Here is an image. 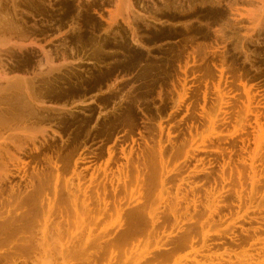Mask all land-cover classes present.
Instances as JSON below:
<instances>
[{
	"label": "rangeland",
	"instance_id": "1",
	"mask_svg": "<svg viewBox=\"0 0 264 264\" xmlns=\"http://www.w3.org/2000/svg\"><path fill=\"white\" fill-rule=\"evenodd\" d=\"M262 1L264 2V0H131L132 7H130L128 0H119V2L118 0H16V2L15 0L12 2L11 0H0V29L3 30L0 31V36H4L3 32L5 36L8 35L6 38L9 40L6 39L7 42L3 44L0 37V42L4 46L0 44V68L5 73L11 74L10 76L22 77L23 79V81L19 79V82L20 80L23 82H20L22 83L20 85L17 84L19 82H14V85L15 83L17 84L15 85L16 88L11 82L12 90L6 87L10 92L0 95V105L4 107L0 113V119L6 118L7 122L11 119L13 122L16 121L15 123L12 121V123H9L12 124L11 130L17 127L18 131L5 130L1 128L0 124V130L2 131L0 134L7 137L10 133L15 134L17 132V136L20 135L19 137H22L21 142H24L25 132L27 136L28 133H35L36 129L38 130H36L37 133L45 129V138H42L39 133V141H36V144L41 147V151L37 153V158L33 159L22 155L25 159L31 161L28 171L30 169L32 171L31 167L37 168V171L43 168L46 169V167L49 169V162L46 159L51 157V160H53L52 166L55 161L58 165H61L60 188H64L66 181H71L76 186L78 179L76 174L73 173V168L75 161H77L75 169L84 173L82 179L84 182L81 183V190L86 189V187L89 188L87 189L88 191L91 190L90 192L86 191L88 199H82L84 204H88V207L81 202L80 199L84 198L81 193L77 196L78 199L75 198L76 203H73L72 200L68 199V195L64 190L58 196H55L51 189L48 191L50 197H42L44 201L41 204L40 201L35 204H32V202L22 203L19 206H15L16 208L14 209L11 205L8 206L6 204L7 199L5 197L7 193L4 194V197L0 198V214L7 216L4 214H9L8 210H10L13 213L12 215L15 214L17 217L20 216V218L26 216V218L23 226L17 227L12 231L7 232L4 230L0 232V238L4 241V243L0 244V250H8L17 244L20 245L21 241L28 239L30 244L35 246L38 252L40 251L41 255L44 252L42 255L44 258H41L38 264H45V262L48 264V259H45L47 255H53L51 258L52 264H79L81 262L87 264H146L151 259L150 256L153 257L158 255L159 252L167 250V248L163 249L161 247L163 243H170V240H175L185 234L189 228H192L194 241L190 246L176 253L174 252V255L172 254L167 260L155 259L150 261L153 264H177V262L178 264H247L246 261L248 262L249 259L255 263L258 258L257 262H262L264 257H260L262 255L257 253L263 243L257 244L253 248H250L248 244H243L242 246L227 245L225 243L223 245L211 244L215 240L225 241L227 237H234L237 234L242 236V231H245V229L250 231L249 227L260 226L262 225L260 221L264 220L263 210L260 212L247 209L250 206L248 202L249 196L252 195L251 182L249 181L250 179H247V176L250 173V159L257 148L253 137H256L254 135L259 132L261 134H259L260 136L257 134L258 138H264V21L257 27H254L256 22H252L256 21L257 16L263 13L261 10L264 8V3L262 4ZM12 6L16 10H13ZM115 12L122 14L119 15V13ZM252 12H256L254 20L252 19L254 17ZM240 14H243V17ZM113 18L116 20L112 24ZM72 24H74L73 27L71 26ZM104 30H106L107 34ZM24 35L29 39L32 37L34 42H37L36 44L42 46L39 48L38 45H31L32 48L25 46L23 49L17 48V46L12 47L14 45L11 42L16 40L17 43L22 40L21 43L33 41L27 38V42V40H24V38L26 39ZM134 40L138 43H135ZM40 49L42 50L41 53ZM44 50H49V52H44ZM62 52L64 53L62 54ZM45 53L48 55L51 53L48 57L46 56L49 60L45 57ZM61 57H64L65 60L63 59L62 61ZM80 59L84 62H81ZM44 60L46 61L44 62ZM40 61L47 65L43 64L41 66V63L40 69V66H37ZM57 61L59 62L57 63ZM67 63L70 64L68 65ZM50 64L51 68H54L57 64V67L61 64L66 65H62V68L59 69L55 67V71H52L53 68L50 69ZM46 69L47 72L50 69L49 73L52 72L50 73L51 75L47 72L43 74L42 71L44 70L45 72ZM222 69L223 73H221ZM2 70L0 69L3 74ZM5 82L4 80L0 81V84H2L0 89L7 90L3 86H10L9 83L7 85V82ZM243 84L246 87H243ZM26 90L27 92H25ZM247 94H250L251 110H253L252 114L247 116L248 118L246 117L247 108H245L248 106ZM29 95L31 96L29 97ZM30 98L38 101L44 99L45 103L56 104L54 107L53 105L40 107L29 100ZM79 101L88 102V104L82 105L79 104ZM254 110L258 111V113ZM3 113L8 117L3 115ZM254 113L261 114L258 123L263 129L255 123ZM13 117H15L14 120ZM15 124H20V126L18 125V127ZM24 127L25 129H23ZM253 127L254 129H252ZM32 130L34 131L32 132ZM246 137L249 142L245 140ZM243 140H245L244 144L241 142ZM159 141H161L165 149L162 155L163 161L159 158V151H157ZM263 142L264 139L260 143L262 145L258 146L261 150L257 149L260 154L255 157V165L259 177L264 176V167H261V165L264 166V162H262L264 160L262 156V154L264 155ZM28 146L32 147L30 143ZM14 148L10 146L12 152L18 154L16 148ZM130 149L134 150L131 155L133 160L137 161L138 158H142L141 160L143 161L141 163L140 160V164L136 162L137 165L133 160H130L132 162L130 165H134L129 167V170L130 168L132 169L127 173L126 170L128 169H125L127 161L122 158V150L126 154ZM152 149L155 152L152 156H149L150 159L145 156V152L142 153L143 151L148 153ZM156 151L158 152L157 154ZM27 152H30V149H27ZM177 152L180 153L178 154ZM151 153L152 151L148 154L151 155ZM188 153L194 157L186 160ZM143 155L145 158L142 157ZM151 157H153V162ZM5 158L7 160V157ZM143 158L146 161L151 160V165H148L149 161L148 163L145 162L148 167H151L154 163L155 169L154 167L150 169H154L153 171L149 172L148 167V169H145L146 171L148 170L147 172L144 170L145 173L139 169L144 166L145 160ZM257 159L261 161H257ZM103 164L106 169L103 168ZM160 164H162V168ZM136 165L144 176L152 172V175L155 176L157 174L156 177L160 178V172H169L170 175L164 183L165 187L160 186L158 177V179L153 177L154 181L156 179V182H154L150 174L146 175V178L151 177H149L150 181L148 179L149 183L146 178L143 181L140 180L142 182L137 180L138 173H136L137 170L134 167ZM221 166L225 167V176L230 181L224 184L225 195L231 194L234 203L238 204L236 195L234 196V189H240V187H237L239 186L238 169H240L244 175L245 190L243 191L245 192H242V196L248 197L243 198L241 208L238 209L236 204L229 209L222 208V210H219L220 213H217L221 217H217L215 214L211 218L207 215L209 211L203 210V205L209 203L206 197L207 191L214 190L212 192L217 193L223 186L221 185L223 184L221 181ZM119 167H124L123 173H127L128 178L123 174L118 182L116 178L120 175L118 172ZM98 169L102 170H100L102 174L103 169L106 171L108 169L110 178L111 175L116 174L114 175L116 179H114V185L116 184V187L120 186H118V192L115 195L111 192V187H108L107 195H104L102 188L99 189L98 187L99 197L93 192V187L91 186L92 188H90V183H88L90 182V175L91 173L96 175ZM203 169H205L206 173L203 171V174H197L198 171ZM90 171L92 172L89 173ZM141 173L139 175L143 178ZM101 175L98 177H101ZM129 175L134 182L136 180L139 181L140 188L143 185L146 186V184L149 187L151 184L153 186L157 184V188H151L154 189L152 191L147 186H143L144 188L142 189L148 188L150 192L147 191L148 189L140 190L138 182H136L138 184L137 187V184L132 183L133 181L129 178ZM123 177L131 181V184L126 182L127 179L125 181ZM262 177H260V182L263 184L260 183L257 186V191L254 192L256 193L254 195L257 201H254L253 206H257L264 200V178ZM18 179L16 178L15 182L19 181ZM144 180L145 183H143ZM86 182L87 184H85ZM121 183L123 185L129 184L130 188L129 186H124L127 189L129 188L130 192ZM22 184H25V182H22ZM132 184H134L133 187L136 186L139 189L131 187ZM152 185L151 187H153ZM189 187L196 190L192 192L193 190ZM214 187H217V189ZM230 187L231 189H229ZM23 188L24 190L26 189L22 186L21 191H24ZM122 189L126 191L123 192ZM193 193L197 195V200L202 204L201 206L200 202L198 203L197 211L193 210L194 207L191 203V200L194 199ZM176 194L182 200L179 202L180 206H178L180 207L178 210L181 216L180 223L173 226L174 220L170 210H168L171 208L168 207L172 206V203L175 205ZM88 195H94L90 197L94 201ZM52 196L57 198L53 199ZM138 196H142L141 199L143 200H138ZM48 198L51 199V202L53 199L55 203L52 204ZM131 199L133 200L131 201ZM218 199L217 197L216 203L219 201ZM87 200L89 201L87 202ZM246 200L248 206L244 205ZM45 201L47 202L45 203ZM95 201L97 204L98 202L100 203L98 204L99 207H95L97 206ZM89 202L92 203L91 211ZM220 203L230 204L231 202L228 198ZM79 204L83 205L84 207H82L86 210ZM261 204H264V201ZM76 205L82 208H79V212H76V208L78 209ZM136 205L139 207L138 211L141 207L139 211L142 215L141 220L134 214ZM212 205L211 208H215ZM92 206L103 211L101 212L103 216L101 219V215L98 218L94 214L99 215L97 213L99 210L92 213L95 210ZM186 207H189L188 212H186ZM143 208L145 210L148 209L145 211L147 213L143 212ZM49 209L50 214L47 215L45 211ZM43 210L44 212H42ZM82 211H87L85 212L87 214L91 213L88 215L84 213L83 215ZM151 212L155 215L153 217H161V222L153 231L150 230L152 228L149 225L151 221V218H149L150 214H153ZM65 213L66 215H64ZM79 213H82V216ZM90 214H92V218ZM43 216H48L50 219L52 217L50 225L53 226L55 224L56 226L54 225L51 228L49 225L45 229L43 224L40 223L43 226L40 227L41 225L38 222L41 221V218L44 220ZM190 217L195 218V222L189 224L188 219ZM252 217L258 218L259 222H248ZM94 218L95 221L93 222ZM197 219L198 221L196 222ZM67 220L68 224L65 223ZM77 220L81 223L85 220L82 224L83 227L81 223L80 225L78 224ZM86 220L89 221V224L86 223ZM199 222L201 225H198L200 224ZM92 223L94 225H91ZM37 227L38 229H36ZM58 227L60 231L56 230ZM40 229L44 231V234H42L43 231ZM70 229L74 230L70 231ZM76 229L78 233H81H74ZM88 231L93 232L89 234L92 236H90L92 239L90 242L87 239L89 235L86 236L90 233ZM148 231H150L149 235ZM50 232H53L52 236ZM45 233L49 235L47 236ZM69 233H71L69 237L71 236L72 239L78 236L77 239H73V244L65 236ZM205 233H208L206 239ZM263 234H259L260 238H264ZM42 235H44L46 240H42V238L44 239ZM109 236L113 239L121 237L120 243L102 250L100 243H103ZM168 236L170 237L169 240H167ZM97 239L100 240L99 244ZM101 239L104 240L102 241ZM66 240L69 242L68 246L65 245L67 243ZM43 241H46L45 243L48 246ZM78 244L84 245L86 248L84 249L83 246ZM38 246H42L44 249ZM78 246L82 247V253L77 249L78 251H75V253H78L75 254L74 250L79 248ZM72 247L75 248L73 251ZM63 248L67 249L65 252L71 253L72 251L73 254L69 255L70 253H66V255L64 253L66 257L65 255L62 258L60 255L58 257V253L64 252ZM45 252L46 254L49 252V254L45 255ZM112 253H114L115 257L111 256ZM40 254L39 256H41ZM69 256H71V259L68 258ZM241 257H243V260ZM140 259L141 262L139 261ZM115 260L117 261L115 262Z\"/></svg>",
	"mask_w": 264,
	"mask_h": 264
},
{
	"label": "bare ground",
	"instance_id": "2",
	"mask_svg": "<svg viewBox=\"0 0 264 264\" xmlns=\"http://www.w3.org/2000/svg\"><path fill=\"white\" fill-rule=\"evenodd\" d=\"M13 0H11V2H12ZM11 2H10V4H11ZM15 2H16V0H15ZM118 2H119V0H118ZM128 5L130 6V7H132V3H131V0H128ZM264 2L262 1V4H263ZM225 4V3H224ZM237 4V3H236ZM251 4V3H250ZM9 5V4H8ZM117 6V5H116ZM235 6V5H234ZM264 6V5H263ZM232 8H233V6H232ZM262 8V7H261ZM12 9L14 10L15 8L12 6ZM18 9V8H17ZM134 9V8H133ZM231 9V8H230ZM234 9H235V7H234ZM16 10V9H15ZM23 10V9H22ZM24 11V10H23ZM121 11V10H120ZM126 11V10H125ZM250 11V10H249ZM263 13H261L260 15H258L257 16V14H256V16H257V20L255 21L254 20V18H255V13L256 12H252V15H254V17L252 18L254 21H252V19L250 18V16H249V18H250V20L252 21V22H256V24H254V27H257L258 25H260V24H262L263 23V21H264V8L261 10ZM230 12H232L231 10H230ZM15 13V12H14ZM114 13V12H113ZM115 13H119V15L120 14H122L123 13V11H122V13H120V12H115ZM241 13V12H240ZM8 14V13H7ZM112 14V13H111ZM236 14H238V13H236ZM248 14H249V12H248ZM3 15V14H2ZM241 16L243 15V14H240ZM239 15V16H240ZM14 16H15V14H14ZM117 16V15H116ZM123 16V15H122ZM128 16V15H127ZM233 16V15H232ZM236 16V15H235ZM238 16V17H239ZM8 17V16H7ZM10 17V16H9ZM16 17V16H15ZM19 17V16H18ZM130 17V16H129ZM243 17V16H242ZM73 18V17H72ZM114 18H115V16H114ZM114 18H113V21L111 22L112 24L113 23H115V20H114ZM128 18V17H127ZM235 18V17H234ZM233 18V19H234ZM248 18V19H249ZM129 19V18H128ZM155 19V18H154ZM127 20V19H126ZM237 20V19H236ZM222 21V20H221ZM127 22V21H126ZM224 22V21H223ZM72 23V22H71ZM243 23V22H242ZM10 24V23H9ZM68 24H70V23H68ZM129 26H130V24L129 23H127ZM229 24V23H228ZM73 25L74 24H72L71 26L73 27ZM76 26V25H75ZM111 27H112V25H110ZM109 26V27H110ZM17 27V26H16ZM71 27V28H72ZM134 27V26H133ZM132 27V28H133ZM102 28V27H101ZM73 29V28H72ZM104 29V28H103ZM102 29V30H103ZM106 29V28H105ZM0 31H3V30H1L0 29ZM16 31V30H15ZM18 32V31H17ZM102 32V31H101ZM104 32H106V30H104ZM61 33V32H60ZM103 33V32H102ZM2 34L4 35V36H0L2 39H1V41L3 42V44H5L4 42H7V36L8 35H6L5 36V33H3L2 32ZM106 34H107V32H106ZM222 34V33H221ZM16 35V34H15ZM9 36H10V34H9ZM25 36V35H24ZM5 37V38H4ZM26 37V36H25ZM3 38H4V40H6V41H4L3 40ZM10 38V37H9ZM19 38V37H18ZM23 38V37H22ZM22 38H20V39H22ZM27 38L28 37H26V39L24 38V40H27ZM36 38V37H35ZM20 39H18V41H20ZM37 39V38H36ZM38 39H40V38H38ZM48 39V38H47ZM13 40H16V39H13ZM28 40H33L32 39V37H31V39H29L28 38ZM28 40H27V42H28ZM9 41V40H8ZM17 41V40H16ZM11 42L12 43V45H14V46H12V47H15V46H17V48H20V49H23V48H25V46H30L31 47V45H38V44H36L37 42L35 41L34 42V40L33 41H30V42H28V43H25V41H24V43H21V42H19V43H17V42ZM44 41H47V40H44ZM2 42H0V44H1V46H3L2 45ZM134 42L135 43H138L136 40H134ZM46 43V42H45ZM7 44V43H6ZM9 45V44H8ZM0 46V47H1ZM7 46V45H6ZM5 46V47H6ZM39 46V48H40V46H42V45H38ZM96 46V45H95ZM4 47V46H3ZM2 47V48H3ZM37 47V46H36ZM32 48V47H31ZM19 50V49H18ZM71 50V49H70ZM20 51V50H19ZM47 51V50H46ZM45 50H44V52H46ZM72 51V50H71ZM113 51V50H112ZM42 52V50L40 49V53ZM43 52V53H44ZM47 52H49V50L47 51ZM57 52V51H56ZM83 52V51H82ZM121 52V51H120ZM61 53V52H60ZM64 52H62V54H63ZM71 53V52H70ZM46 54V53H45ZM51 54V53H50ZM49 54V55H50ZM72 54V53H71ZM82 54V53H81ZM42 55H44V54H42ZM48 54H46L45 55V57L47 56H49ZM77 55V54H76ZM46 57V58H47ZM50 57H53V56H50ZM81 57V56H80ZM62 58V61H63V59H64V57H61ZM66 58V57H65ZM79 58V57H78ZM77 58V59H78ZM223 58V57H222ZM39 59V58H38ZM48 60H49V58H47ZM70 59V58H69ZM68 59V60H69ZM39 60H42V59H39ZM38 60V61H39ZM51 60V59H50ZM65 60V59H64ZM75 60V59H74ZM79 60V59H78ZM77 60V61H78ZM81 60V62L83 61L82 59H80ZM203 60V59H202ZM222 60V59H221ZM46 60H44V62H45ZM220 61V60H219ZM50 62V61H49ZM52 62H53V60H52ZM51 62V63H52ZM59 61H57V63H58ZM67 62H69V61H67ZM70 62H71V60H70ZM84 62V61H83ZM91 62V61H90ZM94 62V61H93ZM223 62H224V60H223ZM38 63V62H37ZM42 62L40 61V63H38L39 65H37L38 67L40 66V64H41ZM222 63V62H221ZM43 64H45V65H47L46 63H42L41 64V66L43 65ZM53 64V63H52ZM55 64V63H54ZM68 65L70 64V63H67ZM100 64V63H99ZM229 64V63H228ZM49 65V64H48ZM58 65V64H57ZM57 65H55V67H57ZM60 65V64H59ZM62 65L63 64H61L60 66H58L57 68L59 69V68H62ZM64 65H66V64H64ZM63 65V66H64ZM223 66H224V64H222ZM41 66H40V69H41ZM52 66H54V65H52ZM222 66V67H223ZM46 67V66H45ZM49 67V66H48ZM54 67V68H55ZM47 68V67H46ZM53 68V67H52ZM51 68V64H50V69H52ZM53 68V69H54ZM1 70H2V68H0ZM43 69V68H42ZM50 69H48L49 71H50ZM52 69V71H55V69L53 70ZM32 70V69H31ZM3 71V70H2ZM49 71L47 72V69H46V71L44 72V70L42 71L43 72V74L44 73H48V74H50V73H52V72H50L49 73ZM4 72V71H3ZM40 72H41V70H40ZM57 72V71H56ZM241 72V71H240ZM5 73V72H4ZM2 74V72L0 71V81L1 80H4V82L8 85V83H9V85L10 86H3V88H6V87H9V90H12L11 89V82H13V85H14V82H19V79H21L22 81H23V79H22V77L21 78H18L17 76H10L9 74H7V73H5V74ZM17 73V72H16ZM62 73V72H61ZM221 73H223V69L221 70ZM20 75H21V73H20ZM51 75V74H50ZM239 76H241V75H239ZM238 76V77H239ZM18 79H17V78ZM237 77V78H238ZM25 79V78H24ZM20 80V82H22ZM241 80V79H240ZM241 81H243V80H241ZM246 81V80H245ZM17 83V84H22V83ZM24 82H25V80H24ZM16 83H15V85H17ZM5 85V84H4ZM14 85V86H15ZM0 86L2 87V84H0ZM19 87V86H18ZM17 87V88H18ZM243 87H246L245 86V84H243ZM14 88H16V86L14 87ZM13 88V89H14ZM7 89V88H6ZM8 90V89H7ZM7 90H5V89H0V95L1 94H4V93H8V92H10L9 90L7 91ZM100 90V89H99ZM15 91V90H14ZM101 91V90H100ZM25 92H27V90L25 91ZM249 95L250 94H247V96H248V98H247V100H248V106H246L245 108H247V111H246V113H247V115H246V117L249 115V114H252V111L253 110H251L252 108V106H251V97H249ZM31 95H29V97H30ZM38 96V95H37ZM90 96V95H89ZM28 97V98H29ZM91 98V97H90ZM29 100H31L34 104H36V106H40V107H42V106H51V105H53V107L55 106V104H52V103H45V101H43L44 99H42V101H38V100H34V99H29ZM80 100V99H79ZM4 101V100H3ZM70 101H72V100H70ZM119 101H120V99H119ZM92 102V101H91ZM122 102V101H121ZM253 102V101H252ZM8 103V102H7ZM18 103V102H17ZM32 103V104H33ZM76 103V102H75ZM90 103V102H89ZM116 103V102H115ZM77 104H78V102H77ZM79 104H82V105H86V104H88V102H81V101H79ZM29 105V104H28ZM73 105V104H72ZM98 105V104H97ZM226 105V104H225ZM2 105H0V113L2 112V109L4 108V107H1ZM5 106V105H4ZM35 106V107H36ZM61 106H63V105H61ZM60 106V107H61ZM66 106V105H65ZM70 106V105H69ZM7 107V106H6ZM59 107V106H58ZM8 108V107H7ZM6 108V109H7ZM23 108V107H22ZM63 108H65V107H63ZM74 109V108H73ZM10 110V109H9ZM107 110V109H106ZM112 110V109H111ZM256 110V109H255ZM254 110V111H255ZM35 111V110H34ZM16 112V111H15ZM255 112H257L258 113V111H255ZM259 112H261L260 110H259ZM101 113V112H100ZM257 113H254V117H255V123L257 124V126H259V127H261L262 129H263V127L262 126H260V123H258L259 121V117H260V115H258ZM263 113V112H262ZM13 114V113H12ZM3 115H6V114H4L3 113ZM3 115H1V116H3ZM101 115V114H100ZM263 115H264V113H263ZM262 115V116H263ZM17 116V115H16ZM6 117H8L7 115H6ZM10 117V116H9ZM2 118H4V117H2ZM11 118V117H10ZM14 118L15 117H13V120H14ZM248 118V117H247ZM5 119V120H4ZM3 120L2 119H0V124H1V128H3V129H5V130H8V131H14V130H17L18 131V128L16 127V129L15 128H13L12 130H11V123L13 122L12 121V119L9 121L8 119V121L9 122H11V123H9V122H7L6 121V118H4ZM98 119V118H97ZM22 120V119H21ZM20 120V121H21ZM226 120V119H225ZM23 121V120H22ZM22 121H21V123H22ZM224 121V120H223ZM245 121H247L246 119H245ZM244 121V122H245ZM249 121V120H248ZM16 122V121H15ZM15 122H13V123H15ZM19 123V122H18ZM29 123V122H28ZM27 123V124H28ZM262 123H263V121H262ZM262 123H261V125H262ZM24 124H25V122L22 124L23 126H24ZM26 124V125H27ZM94 124V123H93ZM15 125H19L20 126V124H15ZM25 125V126H26ZM31 125V124H30ZM39 125V124H38ZM18 126V127H19ZM28 126V125H27ZM42 126V125H41ZM41 126H39V127H41ZM46 126H48V125H46ZM94 126V125H93ZM33 127H35V126H33ZM33 127H31V129H33ZM37 127V126H36ZM0 128V129H1ZM20 128H22V127H20ZM28 128V127H27ZM42 128V127H41ZM40 128V129H41ZM46 128V127H45ZM49 129H50V127H48ZM256 128H258V127H256ZM23 129H25V127L23 128ZM35 129V128H34ZM39 129V130H40ZM52 129V128H51ZM252 129H254V127L252 128ZM261 129V130H262ZM28 130V129H27ZM26 130V131H27ZM37 130V129H36ZM36 130H35V133H28L27 134V136H26V132H25V134H24V138L26 139H24V142H21V138L22 137H19V136H17V134L15 133V134H11L10 132H8V133H10L9 134V136H7V137H4L3 135H1V137H0V159H1V163H0V198L2 197H4L3 195L4 194H6L7 193V196L5 197L6 199H7V203L6 204H8V206H12L14 209L16 208L15 206H19L20 204H22V203H30V202H32V204H35L37 201H40V204H41V202L42 201H44L43 199H42V197H50L49 196V194H48V191L49 190H51L53 193H54V195L55 196H58V194L59 193H61L63 190H64V192L68 195V199L69 200H72V202L73 203H76V201H75V198H77V196L79 195V193H81V195L84 197V198H81L80 200H81V202H83L82 201V199H88V197H86V195L88 194L86 191H88L87 189H89L88 187H86V189H82L81 190V186H82V182H84V181H82V179H83V177H84V173H83V171H77L75 168H76V166H77V161H75V163H74V168H73V173H75L76 174V178L78 179V183L76 184V186L73 184V182H71V181H66V183H65V186H64V188H60V179H61V174H60V168H61V165H58V163L55 161V162H53V166H52V161L53 160H51V157L50 158H48V159H46L48 162H49V169H47V167H46V169H41L40 171H37V168H35V167H31L32 168V171H31V169H30V171H28V169H29V166H30V163H31V161H29V160H27V159H25L22 155H24V156H27V157H32L33 159L34 158H37V153L38 152H40L41 151V147H39L37 144H36V141L38 140L39 141V139H38V134L40 133V136L42 135V138H45V135H46V133H45V129L44 130H42V131H40V132H36ZM53 130V129H52ZM259 130V129H258ZM257 130V131H258ZM20 131H23V130H20ZM25 131V130H24ZM29 131V130H28ZM27 131V132H28ZM34 130H32V132H33ZM38 131V130H37ZM244 131H246V129H244ZM257 131H255V132H257ZM0 132L2 133V131L0 130ZM5 132V131H4ZM30 132V131H29ZM264 132V131H263ZM20 133H22V132H20ZM56 134V133H55ZM256 134V133H255ZM258 135L259 134H261V133H257ZM257 134L256 135H254V136H256V137H253L254 138V144H256V146H257V148L255 149V151L253 152V156H252V158L250 159V173H249V175L247 176V179L251 182V193H252V195H250V193H249V207L247 208L248 210L250 209H252V211H254V210H258V211H264V204H261V203H263V201L264 200H262V202L261 203H259L257 206H253L254 204V201L256 200V198H255V195L254 194H256V193H254L255 191H257L256 189H257V186L261 183L260 182V177H262V176H258L257 174H258V172H257V170H256V165H255V157L256 156H258L259 154H260V152H258V150L257 149H259V147L258 146H261L260 145V143L263 141V137L261 138V137H259L258 138V136H257ZM5 135V134H4ZM26 136V137H25ZM260 136V135H259ZM248 137V136H247ZM245 138V140H248V142H249V139L248 138ZM242 140V139H241ZM245 140H243V141H241L243 144L245 143ZM18 142H19V144H18ZM135 142V141H134ZM29 143L32 145V147H29L28 145H29ZM66 143V142H65ZM84 143V142H83ZM133 143V142H132ZM264 143V142H263ZM10 146H13V147H15L16 148V151H17V153L18 154H16V153H14V152H12V150L10 149ZM84 146V145H83ZM85 147H87V146H85ZM84 147V148H85ZM165 147V146H164ZM14 148V149H15ZM27 149H30V152H27ZM264 149V148H263ZM114 150V149H113ZM154 150H155V148H154ZM153 149L151 150L152 151V153H151V155H149L150 154V150H149V154L148 153H146V151H143L142 153H144L145 152V156L146 157H148L149 158V156H152V154L155 152ZM163 150H165L164 148H163V146H162V144H161V141H159V143H158V150L157 151H159V155H160V157L159 158H161V160L163 161ZM259 150H261V149H259ZM133 149H130V151L128 152V153H124V150H122V153H123V156H122V158H124L125 159V161H127V163H126V166H125V164H124V166H125V169L127 168L128 170H129V167H132L131 165H130V163H132L131 161L133 160V157L131 156L132 155V153H133ZM156 151V154L158 153ZM181 151V150H180ZM110 152V151H109ZM136 152V151H135ZM108 153V152H107ZM114 153V152H113ZM112 153V154H113ZM137 154H138V152H136ZM136 153H135V155H136ZM178 154L180 153V152H177ZM141 154V153H140ZM110 155V154H109ZM108 155V156H109ZM148 155V156H147ZM90 156V155H89ZM110 156H112V155H110ZM154 156V155H153ZM165 156V155H164ZM169 156V155H168ZM261 156V155H260ZM262 156L264 157V155L262 154ZM261 156V157H262ZM5 157H7V160H5L6 158ZM130 157H131V159H130ZM139 157V156H138ZM142 157H144V155L142 156ZM166 157V156H165ZM190 157H194L193 155H190L189 153L187 154V156H186V160H188ZM260 157V158H261ZM111 158V157H110ZM121 158V157H120ZM145 158V157H144ZM143 158V159H144ZM152 158L153 157H151V160H152ZM167 159H168V157H166ZM166 158H164V159H166ZM142 158H138L137 159V161H135V160H133V162L134 163H136V162H139L140 160H141ZM147 159V158H146ZM150 159V158H149ZM166 159V160H167ZM262 159V158H261ZM85 161H86V159H84ZM91 160V159H90ZM110 160V159H109ZM131 160V161H130ZM145 160V159H144ZM148 160V159H147ZM151 160L149 161V164L148 165H151L150 163H152L153 162V160H152V162H151ZM160 160V161H161ZM259 159H257V161H258ZM73 161V160H72ZM87 161H88V159H87ZM142 161L143 160H141L140 162L142 163ZM148 161H144V166H143V168H139L137 165L138 164H140V162L136 165V166H134L135 168H136V170H137V172L136 173H138V175H137V180H142L143 181V179L144 178H146V175L148 174H150L151 175V177H152V179H153V177H156V175L157 174H155V176L154 175H152L153 173L151 172V173H147L145 176L143 175V172H144V170L145 169H148L149 168V172L150 171H153L154 169H155V165L153 166V164H152V166L151 167H148V166H146L145 165V162L146 163H148ZM159 161V162H160ZM165 161V160H164ZM201 161V160H200ZM259 161H261V160H259ZM46 162V161H45ZM121 162V161H120ZM233 162V161H232ZM262 162H264V160H262ZM83 163V162H82ZM91 163V162H90ZM116 163V162H115ZM160 163H162V162H160ZM234 163V162H233ZM261 163V162H260ZM106 165H107V163H105ZM142 164V165H143ZM167 164V163H166ZM225 164V163H224ZM262 164V163H261ZM35 165H36V163H35ZM91 165V164H90ZM117 165H119L118 163H117ZM120 165H122V164H120ZM129 165V166H128ZM142 165H141V167H142ZM163 165H164V163H163ZM264 165V164H263ZM32 166V165H31ZM38 166V165H37ZM36 166V167H37ZM52 166V167H51ZM100 166H101V164H100ZM99 166V167H100ZM162 166V164H160V167ZM165 166V165H164ZM164 166H163V168H164ZM168 166V165H167ZM229 166V165H228ZM85 167V166H84ZM88 167V166H87ZM133 167V168H134ZM145 167V168H144ZM148 167V168H147ZM152 167H154V169L153 170H150ZM238 167V166H237ZM245 167V166H244ZM261 167H264V166H262L261 165ZM52 168V169H51ZM103 168H105L106 169V167H104V164H103ZM115 168V167H114ZM114 168H112V169H114ZM141 169V170H143V172L141 173L140 171H139V169ZM162 168V167H161ZM229 168V167H228ZM246 168V167H245ZM260 168V167H259ZM259 168H258V170H259ZM51 169V170H50ZM102 169V168H101ZM100 169V170H101ZM105 169H103V174L101 173V171L98 169V173L97 174H99V175H101V177H98V176H96L95 175V173H91L92 171H90L89 173H91V175H90V182H88V183H90V188H92L93 187V189H94V191L93 192H95L97 195H98V197H99V189L100 188H102V190H103V194L104 195H107V191H108V187H111V192L115 195L117 192H118V186H120V185H118L117 187L114 185V179H115V176L114 175H116V174H114V175H111V178H110V175H109V172H108V169H107V171L105 170ZM132 168H130V170H131ZM197 169V168H196ZM221 181H222V183L223 184H221V185H223L222 186V188L220 189V191H217V193H214V192H212V191H214V190H210V191H207V198H208V204L206 203V205H203V210L204 211H206L207 212V210L209 211V214H207V215H209L208 217H213V215H215V214H217V213H220L219 212V210L221 209L222 210V208H231L233 205H235L236 204V202L234 203V201L232 200V196H231V194L229 195V194H227V195H225L226 193V190H225V186H224V184H227L228 182H230L229 181V179L225 176V167L224 166H221ZM91 170V169H90ZM94 171H95V169H93ZM97 170V169H96ZM110 170V169H109ZM115 170V169H114ZM128 170H126L127 171V173L128 172H130V170L128 171ZM165 170V169H164ZM167 170V169H166ZM205 169H203V170H200V171H198L197 172V174L198 173H202L203 174V171H204ZM236 170V169H235ZM99 171H100V173H99ZM135 171V170H134ZM146 171V170H145ZM148 171V170H147ZM146 171V172H147ZM202 171V172H201ZM259 171H261V170H259ZM264 171V170H263ZM263 171H261L262 173H263ZM97 172V171H96ZM114 172V171H113ZM118 172H119V176H117V181L119 182L120 180H121V176L124 174L123 172H124V167H122V168H120L119 167V169H118ZM132 172V171H131ZM165 172V171H164ZM164 172H160V178H159V180H158V182L160 181V186H162V187H165V185H164V183H165V181L168 179V177H169V172L167 173H164ZM170 172H171V170H170ZM172 172H173V170H172ZM175 172V171H174ZM178 172V171H177ZM110 173H111V171H110ZM126 173V174H127ZM133 173V172H132ZM135 173V172H134ZM139 173H141L142 175L141 176H143V178H141L140 177V175H139ZM145 173V172H144ZM154 173H156L155 171H154ZM204 173H206L205 171H204ZM208 173H209V171H208ZM231 173H232V171H231ZM237 173V172H236ZM260 173V172H259ZM261 173V174H262ZM126 174H124L125 175V177H127L128 178V175H126ZM172 174V173H171ZM132 175V174H131ZM194 176H195V174H194ZM125 177H123V178H125ZM150 177V176H149ZM149 177H147L146 179V181H148V179H149ZM150 177V178H151ZM156 177V178H157ZM249 177V178H248ZM16 178H19L18 180L19 181H16L15 182V179ZM54 178V179H53ZM67 178V177H66ZM70 178V177H69ZM127 178H125V181H126V179ZM129 178H131L130 177V175H129ZM135 177H134V174H133V179H134ZM157 178V179H158ZM212 178H214V177H212ZM262 178H264V176L262 177ZM115 179V180H116ZM177 179V178H176ZM243 179H244V175H243V173H242V171L240 170V169H238V184H239V186H237V187H240V189H234V196L236 197V200L238 201V204H236L237 205V207H238V209L239 208H241V205H242V203H243V198H245V197H248V196H245V197H243L242 196V192H245V191H243V190H245L244 189V182H243ZM246 179V178H245ZM85 180V179H84ZM124 180V179H123ZM131 180H132V178H131ZM136 180V182H138V184H139V188H140V183H139V181H137ZM204 180V179H203ZM212 180H214V179H212ZM264 180V179H263ZM77 181V180H76ZM75 181V182H76ZM124 181V182H125ZM133 182L132 183H135V185L137 184L136 182H134V180H132ZM142 181H140V182H142ZM149 181H150V179H149ZM149 181H148V183H149ZM153 181H154V179H153ZM184 181V180H183ZM22 182H25V184H22ZM126 182H128L129 184H131V181H128V179H127V181ZM151 182H152V180H151ZM154 182H156V179H155V181ZM153 182V183H154ZM157 182V183H158ZM214 182H216L215 180H214ZM220 182V181H219ZM143 183H145V180H144V182ZM221 183V182H220ZM85 184H87V182L85 183ZM118 184V183H117ZM122 184V183H121ZM129 184L127 185V183L126 184H124V185H126V187L127 186H129ZM138 184L136 185L137 187H138ZM151 184V183H150ZM167 184V183H166ZM246 184V183H245ZM261 184H263V183H261ZM84 185V184H83ZM123 184H122V186H124ZM133 185L134 184H132L131 185V187H133ZM152 185V184H151ZM151 185H150V187L148 186V184H146V186L148 187V188H150V190H154V189H151V188H157V184L155 185V186H153V187H151ZM164 185V186H163ZM22 186H24L26 189L24 190V188H23V190L24 191H21V187ZM85 186V185H84ZM83 186V187H84ZM92 186V187H91ZM136 186H134L135 188H137ZM143 186H145V185H143ZM141 187L140 188V190H147L148 188H146V189H142V188H144V187ZM145 186V187H146ZM158 186H159V183H158ZM167 186H169V184H167ZM166 186V187H167ZM230 186V185H229ZM82 187V188H83ZM95 187V188H94ZM98 187H99V189H98ZM133 187V188H134ZM226 187H227V185H226ZM122 188V187H121ZM124 188H125V186H124ZM129 188H130V186H129ZM129 188L127 189V188H125L127 191H129ZM139 188H137V189H139ZM180 188V187H179ZM190 188V187H189ZM215 189H217V187H214ZM246 188V187H245ZM92 189V190H93ZM163 189V188H162ZM191 190H193L192 192H194L196 189L195 188H190ZM229 189H231V187L229 188ZM263 189V188H262ZM123 190V192H125L124 191V189H122ZM165 190V189H164ZM190 190V191H191ZM233 190V189H232ZM248 190V189H247ZM91 190H89L88 192H90ZM134 191V190H133ZM137 191V190H136ZM135 191V192H136ZM148 192H150L149 191V189L147 190ZM151 191V192H152ZM167 191V190H166ZM186 191H188V190H186ZM92 192V193H93ZM130 192V191H129ZM134 192V193H135ZM139 192H142V191H139ZM178 192H179V190H178ZM178 192H177V194H178ZM216 192V191H215ZM230 192H232V191H230ZM260 192V191H259ZM144 193V192H143ZM143 193H141V194H143ZM124 194H126V193H124ZM128 194H130V193H128ZM136 194H138V193H136ZM140 194V195H141ZM176 194V196H175V198H176V202H174L175 203V205L172 203V206H169L168 208H171V209H168V210H170V214H171V216H172V218H173V226H176V225H178L179 223H180V211L178 210V208H180V207H178V206H180V204H179V202L180 201H182L179 197H178V195ZM196 194V193H195ZM217 194V195H216ZM244 194V193H243ZM91 195V194H90ZM132 195V194H131ZM186 195V194H185ZM233 195V194H232ZM81 196V197H82ZM89 196V195H88ZM92 196H94V195H92ZM92 196H89V198L90 197H92ZM134 196H135V194H134ZM133 196V198H135ZM193 198L194 199H192L191 200V203H192V205H193V210H196V208H197V206H198V203L200 202V201H198L197 200V195H194V193H193ZM219 198L218 200V202L216 203V200H217V197ZM53 197V199H56V198H54V196H52ZM139 197V196H138ZM137 197V199L139 200V199H141V197L142 196H140L139 198ZM144 197H145V193H144ZM143 197V198H144ZM147 197V196H146ZM184 197V196H183ZM259 197V196H258ZM229 198V200H230V204H221L220 202H222V201H224V200H226V199H228ZM42 199V200H41ZM49 199V198H48ZM53 199H52V202H51V199H49L50 200V202L53 204V203H55L54 201H53ZM78 199V198H77ZM91 199V198H90ZM147 199H148V197H147ZM248 199V198H247ZM69 200H68V202H69ZM92 201H94V199H91ZM90 200V201H91ZM133 199H131V201H132ZM141 200H143V199H141ZM146 200V199H145ZM1 201V200H0ZM78 201V200H77ZM89 200H87V202H88ZM97 201V200H96ZM95 201V202H96ZM99 201V200H98ZM130 201V202H131ZM137 201V200H136ZM150 201V200H149ZM175 201V200H174ZM185 201V200H184ZM183 201V202H184ZM187 201V200H186ZM257 201V200H256ZM47 201H45V203H46ZM80 201H79V203H81ZM87 202H85V203H87ZM143 202V201H142ZM141 202V203H142ZM246 202V203H245ZM244 202V205L246 204L247 206H248V204H247V200ZM5 203V202H4ZM49 203V202H48ZM48 203H47V205H48ZM90 203V211H91V205H92V203L91 202H89ZM94 203V202H93ZM151 203H153V202H151ZM190 203V202H189ZM17 204V205H16ZM39 204V205H40ZM82 204V203H81ZM81 204H79V206H81ZM98 204H100L99 202H98ZM97 204V202H96V204L95 205H97V206H95V207H99V205ZM143 204V203H142ZM214 205V207L215 208H211V205ZM50 205V204H49ZM69 205V204H68ZM67 205V206H68ZM83 205L85 206L86 204H84V202H83ZM82 205V206H83ZM88 205V204H87ZM86 205V206H87ZM134 205H135V203H134ZM146 205V204H145ZM153 205H154V203H153ZM174 205V206H173ZM200 205L202 206V204H201V202H200ZM212 205V206H213ZM243 205V206H244ZM1 206V205H0ZM41 206H43V205H41ZM58 206V205H57ZM77 206V205H76ZM79 206H77L78 207V209L76 208V212H79ZM81 206V207H82ZM83 206V207H84ZM94 206H92L93 208H94ZM128 206V205H127ZM126 206V207H127ZM131 206H132V204H131ZM137 206V205H136ZM135 206V207H136ZM138 206H139V204H138ZM136 207V211L134 212V214H135V216L136 217H138V219L139 220H141L142 219V215H141V213L139 212L140 211V209H141V207H140V209H139V211H138V208L139 207ZM152 206V205H151ZM189 206V205H188ZM246 206V207H247ZM12 207H10L11 209H12ZM69 207V206H68ZM82 207V208H83ZM88 207V206H87ZM124 208H125V206H123ZM143 207H144V205H143ZM52 208H53V206H52ZM75 208H73V209H75ZM82 208H80V209H82ZM122 208V207H121ZM183 208V207H182ZM181 208V209H182ZM188 208L189 207H186V212H188ZM3 209V208H2ZM8 209V208H7ZM42 209V208H41ZM46 209V208H45ZM51 209V208H50ZM50 209L48 210V211H45L46 212V214L47 215H49L50 213ZM84 210H86L85 208H83ZM95 209V208H94ZM144 209V210H143ZM142 210H143V212H145V211H147V210H145V208H143ZM24 210V209H23ZM52 210V209H51ZM59 210H61L60 208H59ZM78 210V211H77ZM99 209H95L94 211H92V213L93 212H96V211H98ZM183 210H184V208H183ZM9 212V214H4V215H7V216H2L1 214H0V232H2V231H12V230H15L17 227H20V226H23V224H24V219L26 218V216L24 217V216H22L21 218H20V216L19 217H17L15 214L14 215H12L13 213L12 212H10V210H8ZM65 211H66V208H65ZM89 211V210H88ZM155 211V210H154ZM197 211V210H196ZM229 211V210H228ZM1 212H2V210H1ZM42 212H44V210L42 211ZM41 212V213H42ZM57 212V211H56ZM73 212H74V210H73ZM80 212H81V210H80ZM85 212H87V211H85ZM84 211H82V213H83V215H84V213H85ZM101 212H103L102 210H99V212H97V213H99V215H97L96 213H94L95 214V216H98V218L100 217V215H101V217H100V219L103 217L102 216V213ZM150 212V211H149ZM148 212V213H149ZM181 212H183V211H181ZM184 212H185V210H184ZM195 212V211H194ZM16 213V212H15ZM59 213H61V212H59ZM82 213H79L80 214V216H82L81 214ZM89 213H91V212H89ZM88 213V214H89ZM145 213H147V212H145ZM151 213H153V212H151ZM201 213V212H200ZM16 214H18V213H16ZM70 214V213H69ZM76 214V213H75ZM85 214H87V213H85ZM87 214V215H88ZM42 215V214H41ZM61 215V214H60ZM64 215H66V213L64 214ZM73 215H74V213H73ZM92 214H90V217L92 218V216H91ZM203 215V214H202ZM219 215V214H218ZM54 216V215H53ZM61 216H63V215H61ZM77 216V215H76ZM79 216V215H78ZM86 216V215H85ZM147 216H148V214H147ZM153 216H155L154 215V213L151 215L150 214V217L149 218H151V221H150V223H149V225H150V228H152V229H150V230H154L156 227H157V225H159V223L161 222V217H157L156 216V218L155 217H153ZM186 216V215H185ZM44 217V220H42L43 218H41V221H39L38 223L40 224V223H42L43 224V226H44V228L45 227H48L49 225H50V220H52V217H51V219H50V217H48V216H43ZM74 217H75V215H74ZM73 217V218H74ZM90 217H88V218H90ZM94 217V216H93ZM221 217V216H220ZM69 219H70V217H68ZM73 218H72V220H73ZM82 218V217H81ZM60 219H62V218H60ZM67 218H66V216H65V220H66ZM77 219H79L78 217H77ZM84 219V218H83ZM186 219V218H185ZM184 219V220H185ZM223 219V218H222ZM92 220V219H91ZM259 219L258 218H256V217H252L251 218V220L250 221H248V222H259L258 221ZM262 220H263V218H262ZM38 221V220H37ZM42 221H44V222H42ZM58 221H60V220H58ZM79 223V225H80V221L79 220H77ZM82 221V220H81ZM85 221V220H84ZM83 221V222H84ZM87 222L86 223H88L89 221L88 220H86ZM95 221V218L93 219V222ZM123 221V220H122ZM198 221V219L196 220V222ZM203 221V220H202ZM68 222V220L65 222L66 224H68L67 223ZM73 222V221H72ZM71 222V223H72ZM83 222L81 223V226H82V224H83ZM99 222V221H98ZM97 222V223H98ZM104 222V221H103ZM187 222V221H186ZM193 222H195V218H193V217H190L189 219H188V223L189 224H191V223H193ZM56 223V222H55ZM58 223V222H57ZM74 224H75V222H73ZM72 223V224H73ZM85 223V224H86ZM90 223H91V221H90ZM165 223V222H164ZM200 223V222H199ZM260 223L262 224V225H260V226H254V227H252L251 228V231H252V233H249V231L248 230H246L245 229V231H242V233H244L245 235H244V237H241L240 239H239V241H237L236 239L235 240H233L232 242L233 243H235V245H237V246H239V245H245V244H248V246L250 247V248H253V246H257V244H262L263 246L262 247H260V251H258V255H262V256H260V257H264V251H262L263 249H264V238L263 237H261L260 238V236H259V234H263L264 233V220L263 221H260ZM73 224V225H74ZM77 224V223H76ZM89 224V223H88ZM102 224V223H101ZM195 224H197V223H195ZM252 224V223H251ZM41 225V224H40ZM55 225V224H54ZM53 225V226H54ZM59 225V224H58ZM91 225H94L93 223L91 224ZM91 225H89L90 227H91ZM96 225V224H95ZM198 225H201V223L200 224H198ZM207 225V224H206ZM42 225L40 226V227H43ZM51 226V225H50ZM53 226H51V228H53ZM56 226V225H55ZM67 226V225H66ZM72 226V225H71ZM164 226H165V224H164ZM163 226V227H164ZM218 226V225H217ZM77 227V226H76ZM83 227V226H82ZM96 227V226H95ZM98 227V226H97ZM55 228H57V227H55ZM65 228V227H64ZM69 228V227H68ZM78 228H79V226H78ZM93 228V227H92ZM36 229H38V227L36 228ZM35 229V230H36ZM42 229V228H41ZM40 229V230H41ZM45 229H47V228H45ZM82 229V228H81ZM110 229V228H109ZM20 230V229H19ZM39 230V231H40ZM57 231L59 230L60 231V229H59V227H58V229H56ZM71 230H74V229H70V231ZM41 231H43V230H41ZM51 231V230H50ZM67 231V230H66ZM66 231H65V233H66ZM80 231V230H79ZM86 231V230H85ZM93 231V230H92ZM91 231V232H92ZM203 231V230H202ZM212 231V230H211ZM250 231V232H251ZM46 232V231H45ZM88 232H90V231H88ZM91 232L90 233H86L87 235L86 236H88L89 234H91ZM142 232V231H141ZM149 233H148V235L150 234V231H148ZM181 232V231H180ZM185 232V231H184ZM23 233V232H22ZM36 233H38L37 231H36ZM40 233V232H39ZM42 233V232H41ZM53 232H50V235L52 234ZM73 233V232H72ZM74 233H78L77 232V229H76V231L74 232ZM79 233H81V232H79ZM78 233V234H79ZM93 233V232H92ZM21 234V233H20ZM31 234V233H30ZM42 234H44V231H43V233ZM46 234V233H45ZM71 233H69L68 235H65V236H67L68 238H69V241H70V243H72L73 244V241L75 240V239H77L78 238V236L77 237H75V239L73 240L72 238H71V236L69 237V235H70ZM147 234V233H146ZM32 235V234H31ZM39 235V234H38ZM47 235V234H46ZM49 235V234H48ZM47 235V236H48ZM74 235H76V234H74ZM81 235V234H80ZM205 235V239H206V237L208 236V233L206 234H204ZM264 235V234H263ZM25 236H27L26 234H25ZM52 236V235H51ZM60 236V235H59ZM62 236V235H61ZM85 236V237H86ZM91 235H89L88 236V241L90 242L92 239H91V237H90ZM101 237H102V235H100ZM99 236V237H100ZM108 236V235H107ZM146 236V235H145ZM171 236H172V234H171ZM178 236H180V235H178ZM192 228H189L188 229V231L185 233V234H183V235H181L180 237H177L175 240H170L169 242L170 243H163V245H161V247L163 248V249H165V248H167V250H165V251H161V252H159V254L158 255H154L153 257L152 256H150L151 257V259H149V261H147V260H145V261H147L146 262V264H153V262L152 261H150V260H155V259H160L161 261L162 260H167V259H169V257L173 254L174 255V252L176 253V252H178L179 250H181V249H184V248H186L187 246H190V244L191 243H193V241H194V239L192 238ZM18 237H19V235H18ZM21 237H23L22 235H21ZM33 237V236H32ZM36 237H38V236H36ZM42 237H44V235H42ZM89 237H90V239H89ZM100 237V238H101ZM17 238V237H16ZM26 238V237H25ZM39 238H41V237H39ZM39 238H37L38 240H39ZM105 238V237H104ZM107 238V237H106ZM149 238V237H148ZM159 238H161V237H159ZM35 239V238H34ZM81 239V238H80ZM120 239H121V237H118V238H110V236L108 237V239H106L103 243H100V248L102 249V250H104V249H106L107 247L109 248L110 246H112V245H118L119 243H120ZM151 239V238H150ZM170 239V237L168 236V238H167V240H169ZM233 239V238H232ZM238 239V238H237ZM21 240H23V239H21ZM36 240V239H35ZM37 240V241H38ZM41 240V239H40ZM42 240H46L45 239V237H44V239L42 238ZM50 240H51V238H50ZM60 240H61V238H60ZM98 240V239H97ZM102 241L104 240V239H101ZM36 241V242H37ZM67 241V240H66ZM65 241V242H66ZM81 241V240H80ZM84 241V240H83ZM83 241H82V244H83ZM87 241V242H88ZM156 241V240H155ZM160 241V240H159ZM222 241V240H221ZM23 242V243H22ZM34 242V241H33ZM41 242V241H40ZM46 241H43V243L46 245V243H45ZM48 242V241H47ZM58 242H59V240H58ZM57 242V243H58ZM99 242H100V240H98V244H99ZM157 242V241H156ZM238 242V243H237ZM2 243H4V241H2V238H0V244H2ZM12 243H14V242H12ZM21 244L19 245V244H17V245H15L14 247H12V248H10V246H8L10 249H8V250H0V264H38V261L39 260H41V258L43 259L44 257H42V255L44 254V252H43V254L41 255L39 252H38V250H37V248H35V246H33L32 244H30V241L28 240V239H25L24 241H21L20 242ZM49 243V242H48ZM51 243V242H50ZM62 243H64V241H62ZM69 242L67 241V243L65 244L66 246H68L67 244H68ZM80 243V242H79ZM86 243V242H85ZM84 243V244H85ZM15 244V243H14ZM34 244H35V242H34ZM58 244H60V243H58ZM57 244V245H58ZM72 244H70V245H72ZM89 244V243H88ZM159 244V243H158ZM38 245H40V244H38ZM41 245H42V242H41ZM63 245V244H62ZM78 245H81V244H78ZM133 245H135V244H133ZM11 246H12V244H11ZM46 246H48V245H46ZM52 246V245H51ZM51 246H50V248H51ZM66 246H64L63 245V247H65L66 248ZM81 246H83V248L85 249L86 247L85 246H87L86 244H85V246L84 245H81ZM192 246V245H191ZM39 247V246H38ZM42 246H40L39 248H41ZM45 247V246H44ZM73 247H75V245H73ZM72 247V248H73ZM79 247V246H78ZM133 247V246H132ZM193 247V246H192ZM248 247V248H249ZM49 248V247H48ZM65 248H63L64 249V252H61V253H58V257H59V255H60V257L62 258V256H64L66 253L68 254V253H70V252H65V250H67V249H65ZM82 248V247H81ZM80 247L79 248H73L72 249V251L74 250V253H75V251H78L77 249H79V251H81V253H82V249H81ZM244 248V247H243ZM41 249H44L43 247L41 248ZM70 249V248H69ZM81 249V250H80ZM83 249V250H84ZM163 249H161V250H163ZM193 249V248H192ZM234 249V248H233ZM132 250V249H131ZM157 250V249H156ZM158 250H160L159 248H158ZM46 251H47V249H46ZM49 251H50V249H49ZM57 251V250H56ZM69 251V250H68ZM72 251H71V253H72ZM94 251V250H93ZM92 251V252H93ZM89 252H90V250H89ZM107 252H108V250H107ZM244 252V251H243ZM247 252V251H246ZM50 253H51V251H50ZM65 253V254H64ZM71 253L69 254V255H71ZM78 253V252H77ZM77 253H75V254H77ZM80 253V252H79ZM110 253V252H109ZM242 253V252H241ZM38 254V255H37ZM39 254L41 255V256H39ZM47 254H49V252L47 253ZM46 254V252H45V255H47ZM66 254V255H67ZM73 254V253H72ZM88 254V253H87ZM178 254V253H177ZM244 254V253H243ZM66 255H65V257H66ZM82 255V254H81ZM126 255V254H125ZM52 256L53 255H47V257L45 258V259H48V261H47V263L48 264H52L51 262V258H52ZM79 256V255H78ZM109 256H110V254H109ZM111 256H114L115 257V255H114V253H112L111 254ZM203 256V255H202ZM55 257V256H54ZM65 257H63L65 260H66V258ZM71 256H69L68 258L69 259H71L70 258ZM145 257V256H144ZM174 257V256H173ZM220 257V256H219ZM246 257V256H245ZM142 258V257H141ZM148 258V257H147ZM239 258V257H238ZM243 257H241V259H242ZM255 258V257H254ZM261 258V259H262ZM45 259H44V261H45ZM68 259V260H69ZM75 259H77V258H75ZM110 259H111V257H110ZM144 259V258H143ZM211 259V258H210ZM229 259V258H228ZM240 259V258H239ZM252 259V258H251ZM258 259V258H257ZM256 259V262L258 261ZM260 259V260H261ZM62 260V259H61ZM88 260V259H87ZM106 260H107V258H106ZM113 260H114V258H113ZM203 260V259H202ZM219 260V259H218ZM243 260V259H242ZM255 260V259H254ZM259 260V261H260ZM43 261V260H42ZM73 261V260H72ZM71 261V262H72ZM117 260H115V262H116ZM140 262H141V259L139 260ZM210 261V260H209ZM241 261V260H240ZM75 262V261H74ZM73 262V263H74ZM86 262H88V261H86ZM107 262H108V260H107ZM121 262V261H120ZM129 262V261H128ZM127 262V263H128ZM215 262V261H214ZM244 262V261H243ZM254 263L253 262V260H248V262L246 261V263L247 264H264V259L262 260V262L260 261V263L259 262H257V263ZM41 263V262H40ZM44 263V262H43ZM61 263V262H60ZM63 263H65V262H63ZM111 263H112V261H111ZM113 263H114V261H113ZM241 263H242V261H241ZM45 264H46V262H45ZM79 264H87V263H79ZM109 264V263H108ZM137 264V263H136ZM141 264V263H140ZM177 264H178V262H177ZM243 264V263H242Z\"/></svg>",
	"mask_w": 264,
	"mask_h": 264
},
{
	"label": "flooded vegetation",
	"instance_id": "3",
	"mask_svg": "<svg viewBox=\"0 0 264 264\" xmlns=\"http://www.w3.org/2000/svg\"><path fill=\"white\" fill-rule=\"evenodd\" d=\"M216 216L217 217H220V215H218V214H216ZM252 227H254V226H252ZM248 229H250V231H251V227H249ZM249 231V233H252V231L250 232ZM244 233H242V236L240 235V234H237L236 236H234V237H227V240H225V241H219V240H215V241H213L211 244H213V245H223L224 243L225 244H227V245H234L235 246V243H233L232 241L233 240H237V241H239V239L241 238V237H244ZM233 238V239H232ZM238 238V239H237ZM238 243V242H237Z\"/></svg>",
	"mask_w": 264,
	"mask_h": 264
}]
</instances>
